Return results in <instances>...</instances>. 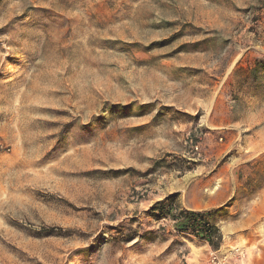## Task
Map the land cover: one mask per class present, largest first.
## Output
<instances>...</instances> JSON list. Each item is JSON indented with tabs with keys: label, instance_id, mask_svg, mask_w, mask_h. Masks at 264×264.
I'll list each match as a JSON object with an SVG mask.
<instances>
[{
	"label": "rangeland",
	"instance_id": "374dc122",
	"mask_svg": "<svg viewBox=\"0 0 264 264\" xmlns=\"http://www.w3.org/2000/svg\"><path fill=\"white\" fill-rule=\"evenodd\" d=\"M210 252L264 264V0H0V264Z\"/></svg>",
	"mask_w": 264,
	"mask_h": 264
},
{
	"label": "trees",
	"instance_id": "16d2710c",
	"mask_svg": "<svg viewBox=\"0 0 264 264\" xmlns=\"http://www.w3.org/2000/svg\"><path fill=\"white\" fill-rule=\"evenodd\" d=\"M173 197H168L164 201L156 202L150 209L153 215H167L173 221V228L180 233H189L200 239L205 240L213 248H217L221 235L217 227L211 222L209 211H191L180 209L178 211L171 209L168 204Z\"/></svg>",
	"mask_w": 264,
	"mask_h": 264
},
{
	"label": "built area",
	"instance_id": "2783aa9c",
	"mask_svg": "<svg viewBox=\"0 0 264 264\" xmlns=\"http://www.w3.org/2000/svg\"><path fill=\"white\" fill-rule=\"evenodd\" d=\"M197 149V146H195ZM205 264H228L227 259L218 256L215 252H210L208 255V260Z\"/></svg>",
	"mask_w": 264,
	"mask_h": 264
},
{
	"label": "crops",
	"instance_id": "0c3cea01",
	"mask_svg": "<svg viewBox=\"0 0 264 264\" xmlns=\"http://www.w3.org/2000/svg\"><path fill=\"white\" fill-rule=\"evenodd\" d=\"M225 198V197H224ZM229 199V198H228ZM224 202V201H223ZM223 202L221 201V203L219 205H222ZM191 211H198V209H190Z\"/></svg>",
	"mask_w": 264,
	"mask_h": 264
}]
</instances>
